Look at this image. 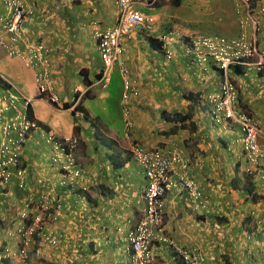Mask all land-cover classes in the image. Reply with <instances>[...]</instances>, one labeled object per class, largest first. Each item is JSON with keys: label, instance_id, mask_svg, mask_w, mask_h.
I'll use <instances>...</instances> for the list:
<instances>
[{"label": "crops", "instance_id": "obj_1", "mask_svg": "<svg viewBox=\"0 0 264 264\" xmlns=\"http://www.w3.org/2000/svg\"><path fill=\"white\" fill-rule=\"evenodd\" d=\"M180 4L181 0H156L151 7L137 8L157 21L152 33L136 29L122 39L120 62L140 86L139 96L123 105L118 65L113 69L118 70L114 78H119L118 87L112 85V78L105 90L95 85L102 62L94 33L115 25L114 1L26 0V41L43 43L47 49V75L59 102L54 106L40 97L34 69L0 50V70L9 75L7 78L0 73V107L7 94L21 95L27 99L35 122L46 127L33 129L23 144L20 163L24 171L26 160L38 162L27 164L32 171L27 174L31 175L27 186L25 183L23 190L18 189V178L12 174L0 194V255L5 246H16V241L10 243L8 238L19 214L27 208L34 216V204L46 195L50 204L43 214L39 240L43 264H128L126 236L143 209L140 195L145 187L140 167L127 155L124 125L128 120L129 136L136 144L144 148L177 144L188 161L186 170L178 169L171 178L172 185L164 195L166 241L152 245L155 264H190L176 255L178 248L185 250L188 258H196L197 264H264V166L262 173L255 171L246 179L241 168L245 160L240 128L229 122L215 123L205 110L208 94L218 91L220 72L212 62L203 68L190 65L189 56L176 43L172 60H167L150 42L169 29L191 38L178 18L167 12ZM236 13L233 38L240 35L239 22L246 15L243 9ZM8 14L4 0H0V18ZM250 14L259 23L256 44L264 50V14L259 13L258 0H251ZM244 30L250 36L251 24ZM21 65L26 73L20 72ZM234 70L236 109L258 122L262 132L258 144L264 153V69L260 73L246 67ZM88 89L90 93L87 91L80 100L89 118L79 112L74 116L71 108L63 109V104L71 103L75 91L82 96ZM107 101L115 107L117 122L109 117ZM123 106L129 111L127 117ZM16 108L5 113L3 121L16 120L25 111L23 99ZM96 108L102 115L95 116ZM174 114L188 119L180 124ZM47 130L56 138L78 140L73 152L76 167L70 170H77L79 176L72 184L62 185L67 173L62 165L60 169L50 162ZM2 141L0 128V144ZM235 175L238 183L233 187L230 180ZM181 178L196 185L202 195L198 203L189 201L188 193L180 191ZM245 186L255 192L253 200L247 197Z\"/></svg>", "mask_w": 264, "mask_h": 264}, {"label": "built area", "instance_id": "obj_2", "mask_svg": "<svg viewBox=\"0 0 264 264\" xmlns=\"http://www.w3.org/2000/svg\"><path fill=\"white\" fill-rule=\"evenodd\" d=\"M117 8V19L115 25L105 31H96L94 39L97 44L102 70L97 80V85L101 89H106L115 65L119 66L122 77V104L128 103L131 99L139 95V82L135 78L129 77L128 70L120 62L124 49L122 46L123 37L136 29H141L146 33H152L156 26V19L138 10L139 6L151 7L156 0H113ZM171 1V0H168ZM260 13L264 14V0L259 2ZM4 5L9 14L5 19L0 18V50L5 51L9 58H18L27 68L34 69L35 79L38 86V95L44 97L48 103L57 104L59 98L54 93L52 83L48 79L46 69L47 49L43 43L26 41L27 21L26 0H4ZM242 5V6H241ZM244 5V6H243ZM244 7L245 18L240 23L241 33L239 37L226 40L219 37H197L186 40L181 33L176 30H167L158 35L161 50L166 59L173 57V44L182 46L189 55L190 65L202 68L208 62H212L221 71L218 92L209 96V102L213 106L212 115L217 118L231 120L237 124L242 132V146L246 155L247 167L245 172L254 175L255 171L262 173L264 166V153L258 144L259 135L262 134L259 124L250 116L236 109L238 97L237 85L231 78L230 68L232 66H244L252 68L255 72H261L264 68V50H259L256 45V32L258 24L249 15L251 10L250 0H239L236 5L237 11ZM252 23V34L246 35L245 26ZM22 44V47H19ZM42 67V69H41ZM20 99L24 100V107L28 104L25 97L17 94H7L3 97L4 105L0 107V123L3 141L0 144V190L5 189L10 178L20 163L23 144L30 135L35 124L29 121L24 112H20L16 120L3 121L5 113L17 111L16 106ZM124 116L129 115L128 109L123 106ZM125 137L129 138L131 123L125 122ZM46 143L54 152L51 162L59 165L64 170V180L62 185L72 184L79 176L77 170L71 171L76 164L73 151L77 147V140L57 139L52 135L46 136ZM130 154L132 160L143 170L146 181V188L142 195L144 207L139 219L129 231L127 240V252L130 257V264H155V256L152 252V243L163 241V220L165 192L172 185V176L179 170H184L187 164L183 160V153L178 147L171 149H146L139 145H131ZM16 176L19 178V188L24 187V171L17 169ZM188 188L194 200L201 198L200 192L190 181L180 179ZM49 198L41 197L36 208L37 214L32 217L29 226L22 225L17 230L21 238L22 245L13 256L17 264H26L27 250L31 244L32 236L35 232L42 233L44 212L49 209ZM26 213L21 214V219L25 220ZM177 256L182 260H187L190 264H197V259L181 249H176ZM3 258H10L8 250Z\"/></svg>", "mask_w": 264, "mask_h": 264}, {"label": "rangeland", "instance_id": "obj_3", "mask_svg": "<svg viewBox=\"0 0 264 264\" xmlns=\"http://www.w3.org/2000/svg\"><path fill=\"white\" fill-rule=\"evenodd\" d=\"M203 1L181 0V4L179 6H171L168 8L167 12L170 13V15H175L179 20V25H181L183 29L187 30L185 32H188L190 35L215 36L222 39H230L235 37L237 32L236 4L238 0H205V2ZM19 70L21 73H26V70L23 68L22 65ZM117 71L118 70H114V73H112L111 78L113 81L112 85L114 86L117 84L118 87L119 78L117 77L116 80H114ZM0 73L3 74L5 77L9 78V75L4 70H0ZM114 94L115 93L113 90L111 92V96H113ZM106 104L109 107L108 114L110 119L114 122H117L118 116L115 107L109 101H107L105 105ZM98 105L99 103L97 104V107ZM99 114L101 113L96 108L95 116H99ZM1 127L2 126H0V128ZM132 143L136 144L130 138L128 144L130 145ZM28 158L29 157L26 156V159ZM28 162H35L33 163V165L38 163L37 161H34V159L26 160V186L28 179L31 176L29 174V176L27 177V174H32V171L30 170L31 167L27 165ZM19 166H22V163H20ZM79 190L81 191V189ZM19 225L20 220H17V224L13 229L15 230L16 227ZM10 238L12 240L10 241V243H14V241H16V243L18 242V238L14 235L13 231H10L9 233L8 240H10ZM39 239V232H36V234L32 237L33 243L30 244V246L28 247V259L26 261V264H43V256H41L42 252L37 251ZM5 244H7V242H5ZM15 247H10V249H13ZM16 250H18L17 247ZM2 261L3 259L0 260V264L3 263ZM10 261H12L13 264H17L14 263V260Z\"/></svg>", "mask_w": 264, "mask_h": 264}, {"label": "clouds", "instance_id": "obj_4", "mask_svg": "<svg viewBox=\"0 0 264 264\" xmlns=\"http://www.w3.org/2000/svg\"><path fill=\"white\" fill-rule=\"evenodd\" d=\"M172 2L173 1H176V0H171ZM260 2V0H258V7H259V3ZM239 3V2H238ZM237 3V4H238ZM236 4V5H237ZM242 6V5H241ZM244 6V5H243ZM250 6H251V0H250ZM242 9L244 10V12H245V14H246V10H245V8L244 7H242L241 9H240V11H238V12H241L242 11ZM237 10V9H236ZM259 13H260V10H259ZM260 14H262V13H260ZM249 15L251 16V14H250V11H249ZM245 18V17H244ZM243 18V19H244ZM252 18V17H251ZM242 19V20H243ZM253 19V18H252ZM242 20H240V22H239V28H240V23H241V21ZM254 20V19H253ZM256 21V20H255ZM257 22V21H256ZM249 25H250V23H248ZM247 24V25H248ZM257 24H258V29H259V23L257 22ZM246 25V26H247ZM246 26H245V28H246ZM251 26H252V23H251ZM169 30H175V29H169ZM105 31V30H104ZM177 31V30H176ZM166 32V31H165ZM179 32V31H178ZM245 32H246V30H245ZM257 32H258V30H257ZM256 32V33H257ZM180 33V32H179ZM240 33H241V30H240ZM95 34V33H94ZM251 34H252V31H251ZM158 35L159 34H157V36H154V37H152V39H154V40H156L159 44H160V42H159V40H158ZM247 35V34H246ZM182 36H184V35H182ZM248 36V35H247ZM256 36V35H255ZM185 38H186V40H188L189 38H187L186 36H184ZM197 37H205V36H197ZM197 37H193V35H191V38H197ZM210 37H215V36H210ZM239 37V36H238ZM248 37H250V36H248ZM237 38V37H236ZM150 39V38H149ZM234 39V38H233ZM226 40H230V39H226ZM257 45V44H256ZM258 47V46H257ZM259 49V48H258ZM260 50V49H259ZM160 51L162 52V50H161V44H160ZM173 52H174V50H173ZM185 52V51H184ZM163 53V52H162ZM186 54V53H185ZM163 55H164V53H163ZM189 56V55H188ZM165 57V56H164ZM166 58V57H165ZM173 58V57H172ZM167 60H172V59H167ZM188 61H189V59H188ZM215 65V64H214ZM205 67V66H204ZM215 67H216V69L220 72V74H221V71L217 68V66L215 65ZM234 67H244V66H232L231 68H230V73H231V78H232V71H233V68ZM203 68V67H202ZM247 68V67H246ZM114 69V68H113ZM248 69H252V68H248ZM264 69V68H263ZM102 70V69H101ZM254 70V69H253ZM114 71V70H113ZM255 71V70H254ZM261 72H262V70H261ZM100 73H101V71L99 72V77H100ZM258 73V72H257ZM260 73V72H259ZM111 76H112V74H111ZM99 78H96V82H97V80H98ZM232 80H233V78H232ZM110 81H111V78H110ZM234 81V80H233ZM235 82V81H234ZM110 83V82H109ZM236 84V83H235ZM95 85H97V83H95ZM109 85V84H108ZM99 86V85H98ZM100 87V86H99ZM101 88V87H100ZM139 89H140V86H139ZM89 90V89H88ZM88 90H86L84 93H83V95L82 96H80V91H75V96H74V98H73V100L75 99V97H77L76 98V101H75V105L80 101V99L82 98V97H84V95L86 94V92L88 91ZM102 90H105V89H102ZM218 90H219V87H218ZM237 91H238V86H237ZM218 92V91H217ZM216 93V92H215ZM139 94H140V90H139ZM212 94H214V93H212ZM212 94H208V96H207V98H206V101H205V103H207L206 105L208 106V108H205V110H206V113H207V115L211 118V120H213L215 123H222V124H227L228 122L229 123H233V124H235L234 122H232L231 120H225V119H222L221 117H217V118H215L213 115H212V111H213V106L210 104V102H209V96H211ZM139 96V95H138ZM41 97V96H40ZM238 98V97H237ZM46 100V99H45ZM72 100V101H73ZM47 101V100H46ZM71 101V102H72ZM121 101H122V93H121ZM59 102V101H58ZM237 103V102H236ZM50 104V103H49ZM58 104V103H57ZM57 104H51V105H54V106H57ZM29 105V103L26 105V107ZM74 105V106H75ZM26 107H24L25 108V111H23L25 114H26ZM72 109V108H71ZM122 111H123V109H122ZM247 115V114H246ZM249 116V115H248ZM26 117H27V115H26ZM252 118V117H251ZM27 119H28V117H27ZM254 119V118H253ZM29 120V119H28ZM255 120V119H254ZM29 121H31V122H33L34 124H35V127L33 128V129H36V128H38V126H37V124H36V122H35V120H29ZM235 125H237V124H235ZM238 126V125H237ZM239 127V126H238ZM32 129V130H33ZM42 129V128H41ZM31 130V131H32ZM241 131V130H240ZM242 133V132H241ZM47 135H50V134H48V133H46V136ZM130 136H131V132H130V134H129ZM29 136V135H28ZM28 136H27V139H28ZM129 136V138H128V142L130 141V137ZM242 138H243V136H242ZM26 139V140H27ZM57 139H60V138H57ZM65 139V138H64ZM76 140H77V138H75ZM49 145V144H48ZM131 145H133V143L132 144H130L129 146H128V150H127V155L129 156V158L132 160V158H131V154H130V147H131ZM134 145H138V144H134ZM50 146V145H49ZM77 146H78V140H77ZM140 146V145H139ZM51 147V146H50ZM173 147H178V148H180V150L182 151V153H183V160H184V162L187 164V166H188V161L186 160V157H185V151H184V149L182 148V147H180L179 145H177V144H173V145H171V146H168V147H161V148H146V149H171V148H173ZM241 147H242V152L244 153V151H243V146H242V141H241ZM77 148V147H76ZM76 148H75V150H76ZM144 148V147H143ZM52 149V148H51ZM75 150L73 151V152H75ZM53 154H54V152H53V150H52V156H53ZM51 156V157H52ZM21 157H22V155H21ZM51 157H50V162H51ZM73 157H74V155H73ZM245 158H246V155L244 154V160H245ZM21 159V158H20ZM74 161H75V164H76V159L74 158ZM133 161V160H132ZM134 162V161H133ZM52 163V162H51ZM135 163V162H134ZM20 164V163H19ZM53 165H55V166H57V167H59V165H56V164H54V163H52ZM137 166H139L137 163H135ZM186 166V167H187ZM140 167V166H139ZM247 167V162H246V160H245V163H244V165H242L241 166V168H242V172L244 173V176L246 175V176H253V175H249L248 173H246L245 172V168ZM17 169H20V170H23L24 171V168H22V166H17ZM16 169V170H17ZM140 169H141V171H142V173H143V170H142V168L140 167ZM16 170L14 171V174L16 173ZM16 175V174H15ZM26 172L24 171V177H23V179H24V184L26 183ZM245 176V177H246ZM143 177H144V175H143ZM173 177V176H172ZM18 178V177H17ZM145 179V178H144ZM10 182V181H9ZM18 183H19V178H18ZM8 186V185H7ZM17 187H18V189H20V190H23L24 188H25V185H24V187L23 188H19V186H18V184H17ZM6 188L7 187H5V189H3V190H0L1 192H3L4 190H6ZM145 188H146V181H145V187H144V189H143V191L141 192V195H140V197H141V199L143 200V198H142V195H143V193H144V191H145ZM199 192V191H198ZM201 194V193H200ZM41 196H43V195H41ZM201 198H202V195H201ZM201 198L199 199V200H201ZM40 199H41V197L36 201V203L34 204V207H36L37 206V204H38V202L40 201ZM199 200H194L193 199V201L195 202V201H199ZM143 204H144V201H143ZM198 205H202V203H200V204H198ZM144 207V206H143ZM35 210H36V208H35ZM143 210V209H142ZM142 212V211H141ZM22 213H26L27 214V217H26V219L25 220H22L21 219V214ZM21 214H19V219L18 220H20V225L19 226H17V228L15 229V230H12L13 231V233H14V235L18 238V242L16 243V247L18 248V250H19V248H20V246L22 245V243H21V238L18 236V234H17V230L19 229V228H21L22 227V225L24 224V225H26V227L27 226H29V224L31 223V220H32V215L28 212V210H27V208H26V211H24V212H22ZM35 214H37V211H36V213ZM141 214V213H140ZM139 217H140V215H139ZM139 217L137 218V220L139 219ZM136 220V221H137ZM164 221V220H163ZM27 222H28V224H27ZM136 223V222H135ZM133 227H134V225H133ZM133 227H132V229H133ZM131 229V230H132ZM129 233V232H128ZM36 234V232L34 233V235ZM33 235V236H34ZM32 236V237H33ZM127 236H128V234H127ZM127 236H126V241H127V245H128V240H127ZM39 237H41L40 236V233H39ZM39 240H41V239H39ZM33 242H32V239H31V244H32ZM154 244V242L152 243V245ZM6 245V244H5ZM16 247L15 248H13V249H10V247L9 246H5L4 247V251L2 252V254L0 255V260L1 259H3V261H10V260H14V263H16V258H15V256H13V254L16 252L17 253V251L18 250H16ZM127 248H128V246H127ZM8 250V252L10 253V258H3V255L4 254H6V251ZM37 251H39L40 252V247H39V242H38V249H37ZM27 252H28V250H27ZM129 255V254H128ZM27 259H28V255H27ZM27 261V260H26ZM128 264H130V257H129V262H128Z\"/></svg>", "mask_w": 264, "mask_h": 264}, {"label": "trees", "instance_id": "obj_5", "mask_svg": "<svg viewBox=\"0 0 264 264\" xmlns=\"http://www.w3.org/2000/svg\"><path fill=\"white\" fill-rule=\"evenodd\" d=\"M150 42L152 43V45H153V47H155V48H157L158 50H160V44L156 41V40H154V39H151L150 40ZM235 69V70H234ZM233 70L234 71H236L237 70V67H234L233 68ZM96 78H99V75H97L96 76ZM91 83L89 82L88 83V85H90ZM88 92L90 93V91L88 90ZM88 92H86V94L84 95V96H86L87 95V93ZM76 98L77 97H75V99L71 102V103H65V104H63V109H70V108H72V114L75 116V113L76 112H79V113H81V114H83L85 117H87V118H89V113H88V111L81 105V100L75 105V101H76ZM84 98V97H83ZM75 105V106H74ZM26 115H27V117H28V119L29 120H34V118H33V114H32V111H31V109H30V107H29V105L26 107ZM177 118L178 119V121H179V123L181 124V122H185L188 118H187V116L185 115V116H180L179 114H174V116H173V118ZM86 118V119H87ZM36 124H37V126L38 127H40V128H42V129H46V127L44 126V125H42V124H40V123H38V122H36ZM180 127L181 128H184V125H180ZM74 130H78V128H77V126H75L74 127ZM47 133L48 134H50V135H52L51 133H49L48 132V130H47ZM48 136V135H47ZM53 136V135H52ZM53 139L54 140H57V138L56 137H54L53 136ZM188 167V166H187ZM184 170H186V169H184ZM246 176V175H245ZM246 179H249L250 178V176L248 177V176H246L245 177ZM185 180V179H184ZM231 182L233 181V187H236V184L238 183V178H237V176L235 175L234 177H232V179L230 180ZM194 184V183H193ZM250 184H251V182H250ZM194 186L196 187V185L194 184ZM251 186V185H250ZM250 186L248 187V186H245V188H246V195H247V197H250L249 199H254V197H256V195H255V192H252V190H251V188H250ZM179 189H180V191H185L186 193H188V195H189V201H191V202H194L193 201V197L190 195V192H189V190H188V188L185 186V184L184 183H182V185H180L179 186ZM197 189V188H196ZM198 190V189H197ZM165 195V194H164ZM247 200V199H246ZM163 203H164V198H163ZM196 203V202H195ZM198 203V202H197ZM27 224H28V222H27ZM180 249V248H179ZM182 251H184V252H186L185 250H183V249H181ZM178 253H176V255H177ZM188 254V253H187ZM189 255V254H188Z\"/></svg>", "mask_w": 264, "mask_h": 264}]
</instances>
